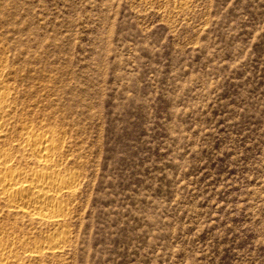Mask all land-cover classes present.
Segmentation results:
<instances>
[{
  "label": "rangeland",
  "instance_id": "1",
  "mask_svg": "<svg viewBox=\"0 0 264 264\" xmlns=\"http://www.w3.org/2000/svg\"><path fill=\"white\" fill-rule=\"evenodd\" d=\"M0 69V152L52 132L81 176L43 264H264V0H0Z\"/></svg>",
  "mask_w": 264,
  "mask_h": 264
},
{
  "label": "bare ground",
  "instance_id": "2",
  "mask_svg": "<svg viewBox=\"0 0 264 264\" xmlns=\"http://www.w3.org/2000/svg\"><path fill=\"white\" fill-rule=\"evenodd\" d=\"M1 87L0 132L7 124L5 108L11 102L8 88ZM52 134L42 132L22 137L19 148L23 150L24 157L37 161L38 166H33V169L15 167V157L11 152H0V203L8 206L11 213L54 229L46 241L34 248L31 240L23 237L10 241L0 231V264H43L46 255L61 254L69 242L68 233L63 228L69 212L66 198L76 195L80 175L77 171L62 172L64 141Z\"/></svg>",
  "mask_w": 264,
  "mask_h": 264
}]
</instances>
